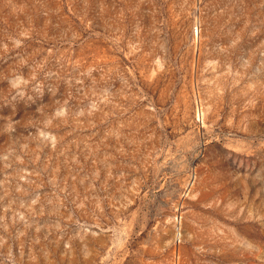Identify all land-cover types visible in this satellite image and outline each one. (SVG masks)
<instances>
[{
  "label": "rangeland",
  "instance_id": "374dc122",
  "mask_svg": "<svg viewBox=\"0 0 264 264\" xmlns=\"http://www.w3.org/2000/svg\"><path fill=\"white\" fill-rule=\"evenodd\" d=\"M0 264H264V0H0Z\"/></svg>",
  "mask_w": 264,
  "mask_h": 264
}]
</instances>
